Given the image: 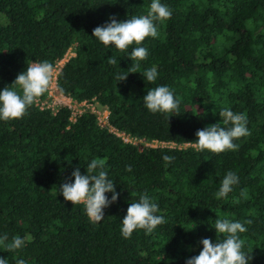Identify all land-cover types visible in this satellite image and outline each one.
Returning a JSON list of instances; mask_svg holds the SVG:
<instances>
[{
	"label": "trees",
	"instance_id": "trees-1",
	"mask_svg": "<svg viewBox=\"0 0 264 264\" xmlns=\"http://www.w3.org/2000/svg\"><path fill=\"white\" fill-rule=\"evenodd\" d=\"M150 3L0 0V88L27 65H53L72 48L58 75L60 92L94 98L109 110L110 124L133 139L180 145L140 148L101 128L90 112L70 120L64 106L53 113L34 104L22 118L0 121V233L27 238L15 253L27 264H185L202 238H223L212 227L220 217L251 221L240 234L244 250L250 264H264V0H162L172 16L158 25V38L142 42L149 55L137 72L117 82L115 74L136 62L103 46L92 30L112 14L146 15ZM152 66L158 78L149 83L139 72ZM164 84L182 98L169 119L142 102L148 88ZM219 107L245 113L250 134L234 141L235 151H197L195 133L219 121ZM162 154L174 159L165 166ZM93 158L106 160L119 193L99 223L58 191L73 168L84 173ZM228 170L239 184L217 200ZM145 192L166 222L124 238L121 218ZM13 255L0 250L9 264Z\"/></svg>",
	"mask_w": 264,
	"mask_h": 264
},
{
	"label": "clouds",
	"instance_id": "clouds-1",
	"mask_svg": "<svg viewBox=\"0 0 264 264\" xmlns=\"http://www.w3.org/2000/svg\"><path fill=\"white\" fill-rule=\"evenodd\" d=\"M172 16V9L162 0H151L146 15H132L125 20H118L115 14L92 30V36L106 48H115L127 53L131 61H135L132 69L125 73H116L117 82L127 78L128 73L137 72L140 62L147 59L149 50L142 46L147 37L158 38V25ZM131 51L129 52L130 46ZM110 64H117V59H109ZM142 78L155 82L158 78L156 66L139 72ZM53 75V65L47 61L33 62L25 70L18 73L10 85L0 88V121L20 119L27 114L28 109L48 91ZM143 106L153 114L170 116L179 114L181 97L168 85L150 87L143 97ZM219 121L207 124L195 133L197 151L222 153L235 151L238 145L234 143L240 137L250 134L247 116L243 112H234L229 107H219ZM216 114V109H213ZM204 115V113H203ZM174 159L173 156L162 154L165 166ZM131 171V169H128ZM239 184L236 172L228 170L222 177L218 190L214 193L217 200L227 199L233 187ZM59 193L65 201L72 205L82 204L85 214L92 223L104 219V209L116 202L119 193L114 180L109 175L105 159L93 158L87 163L86 171L81 173L80 167H75L69 178L59 185ZM110 193L111 195H107ZM57 192L55 193V195ZM241 195H244L242 192ZM166 222L158 203L147 193L139 195L135 202L127 207L121 218L120 232L122 237L130 238L134 231L143 230L145 235L155 231L157 226ZM250 220L241 222L226 217L216 218L212 226L222 239L202 238V248L197 255L186 258L185 264H250L249 252L244 250V241L240 234L247 231ZM28 242L26 237L14 235L9 240L7 233H0V250L13 253L15 264H27L23 258H17V250L23 249ZM0 264H9V259L0 256Z\"/></svg>",
	"mask_w": 264,
	"mask_h": 264
},
{
	"label": "built area",
	"instance_id": "built-area-1",
	"mask_svg": "<svg viewBox=\"0 0 264 264\" xmlns=\"http://www.w3.org/2000/svg\"><path fill=\"white\" fill-rule=\"evenodd\" d=\"M74 55L72 48H69L61 58L57 59L53 64V75L51 78L50 86L48 91L45 93L44 98H39L35 105L39 109H49L55 113L60 107H67L70 110V120L74 121L77 116L84 112H90L95 115L97 125L101 128H106L107 131L115 133L124 142H129L138 145L140 148L143 146H177L172 142H157L146 141L144 139H133L131 136L119 132L115 127H113L109 122V110L105 106H101L94 98L90 100H81L73 98L69 94H64L58 89V75L65 62L68 61L70 57Z\"/></svg>",
	"mask_w": 264,
	"mask_h": 264
}]
</instances>
